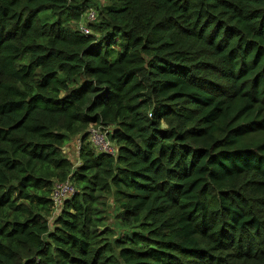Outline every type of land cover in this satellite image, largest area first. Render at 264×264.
<instances>
[{
  "label": "trees",
  "instance_id": "1",
  "mask_svg": "<svg viewBox=\"0 0 264 264\" xmlns=\"http://www.w3.org/2000/svg\"><path fill=\"white\" fill-rule=\"evenodd\" d=\"M0 264H264V0H0Z\"/></svg>",
  "mask_w": 264,
  "mask_h": 264
},
{
  "label": "built area",
  "instance_id": "2",
  "mask_svg": "<svg viewBox=\"0 0 264 264\" xmlns=\"http://www.w3.org/2000/svg\"><path fill=\"white\" fill-rule=\"evenodd\" d=\"M89 19H94V13L92 11L88 14ZM81 31H86V28L82 27ZM88 141L93 145L96 150L105 152L110 155H114L116 147L113 145L108 137L107 128L103 126L91 127L89 130ZM80 146V143H79ZM78 146V148H79ZM74 191V187L69 180L55 182L51 192V199L55 208L61 206L63 200L68 198Z\"/></svg>",
  "mask_w": 264,
  "mask_h": 264
},
{
  "label": "rangeland",
  "instance_id": "3",
  "mask_svg": "<svg viewBox=\"0 0 264 264\" xmlns=\"http://www.w3.org/2000/svg\"><path fill=\"white\" fill-rule=\"evenodd\" d=\"M100 5H101V1H100ZM86 12L83 14V23L86 20ZM81 23V24H83ZM80 24V25H81ZM78 146H79V140H78V136L75 137H70V139L68 140V142L66 143L65 147H64V154L66 155V157H68L75 165L79 163V158H78ZM113 209V207H111ZM58 209V208H57ZM59 211V210H58ZM57 212V211H55ZM113 223V220H110V224Z\"/></svg>",
  "mask_w": 264,
  "mask_h": 264
}]
</instances>
